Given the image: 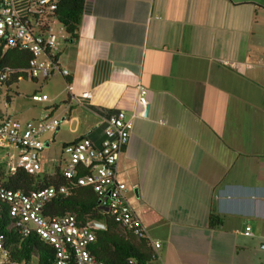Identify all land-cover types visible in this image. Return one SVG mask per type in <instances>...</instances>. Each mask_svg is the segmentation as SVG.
I'll list each match as a JSON object with an SVG mask.
<instances>
[{"label":"crops","instance_id":"1","mask_svg":"<svg viewBox=\"0 0 264 264\" xmlns=\"http://www.w3.org/2000/svg\"><path fill=\"white\" fill-rule=\"evenodd\" d=\"M29 4L13 0L33 26ZM59 28L49 55L76 100L52 89L53 75L33 91L50 98L21 124L50 113L60 125L44 148L62 150L99 144L105 113L123 111L117 178L163 264H264V0H84L78 40Z\"/></svg>","mask_w":264,"mask_h":264},{"label":"built area","instance_id":"2","mask_svg":"<svg viewBox=\"0 0 264 264\" xmlns=\"http://www.w3.org/2000/svg\"><path fill=\"white\" fill-rule=\"evenodd\" d=\"M54 11L55 0H30L26 14L35 20L32 26L14 9L13 0H0V41L5 40V46L10 48L19 45L32 55L22 71L0 69V90L9 87L7 83L14 74H20L29 81H45L54 74L63 78L69 76L67 70H60L46 56V52L56 47L58 36L48 30V20ZM41 56L48 58L46 63H40ZM66 90L71 99L76 100L70 83H66ZM88 96L84 94L82 97ZM29 99L33 103H42L47 101V96L33 93ZM138 103L145 104L143 95ZM59 125L60 121L50 113L27 124L8 117L0 118V149L9 147L15 150V155L11 157L6 154L14 161L7 164L9 173L22 169L29 174H38L41 170L40 153L44 149L43 137L54 133ZM129 137L125 113L121 110L109 111L103 116L99 144L82 137L62 147L61 154L65 159L61 173L67 180L66 185L24 192L5 188L0 183V201L7 205L10 220L15 222L23 235H35L51 246L55 253V264H69L70 261L74 264H106L90 250L96 238L95 232L105 229L103 223L87 221L81 225L73 214L56 217L42 214L43 207L51 199L59 195L67 196L78 186L90 187L98 198L99 208L121 229L138 241H147L151 262L144 264H163L159 254L160 243L148 238L145 227L129 203L126 184L117 178L118 159L128 145ZM250 235V229L246 228L244 236ZM0 264H24L9 261L1 235ZM128 264H134L133 260H129Z\"/></svg>","mask_w":264,"mask_h":264},{"label":"trees","instance_id":"3","mask_svg":"<svg viewBox=\"0 0 264 264\" xmlns=\"http://www.w3.org/2000/svg\"><path fill=\"white\" fill-rule=\"evenodd\" d=\"M84 0H55V11L50 18H54L61 26L68 42L78 40L79 26L83 12ZM6 41H0V69L22 71L26 69L32 57L28 50L19 45L6 47ZM46 56L53 61L49 52ZM17 78L25 79L20 74L12 75L7 86L17 82ZM10 102V98H6ZM65 145V144H64ZM63 145V146H64ZM62 146V147H63ZM1 170V169H0ZM0 171V183L8 189L24 192L43 188L66 185L67 180L61 171L56 168L52 175L29 174L22 169L14 173L4 174ZM45 217H56L63 214H73L79 224L87 221L103 223L105 229L95 232L96 238L90 250L91 253L106 264H134L151 262V250L147 241H138L130 233L124 231L112 218L99 208L98 198L90 187H75L67 196H57L50 200L42 210ZM220 220L210 217V227L216 226ZM0 235L8 250V259L12 263L24 264H55V253L51 246L41 241L35 235H23L10 220L7 205L0 201ZM69 264H74L72 261Z\"/></svg>","mask_w":264,"mask_h":264},{"label":"rangeland","instance_id":"4","mask_svg":"<svg viewBox=\"0 0 264 264\" xmlns=\"http://www.w3.org/2000/svg\"><path fill=\"white\" fill-rule=\"evenodd\" d=\"M59 29V25L54 24V26L52 27V32L58 35ZM62 34L64 35V33ZM58 40L59 39L57 38V41ZM44 59L45 58L43 56L39 58L40 61H43ZM50 81L51 83L49 85L52 86L53 90L54 88H57L61 85L66 89L65 84L61 80V77H59L58 75H54L52 77V80ZM46 85L47 84L45 83V81H37V83H32V81H29L27 79H20L17 83L12 84L9 87H3L0 90V115L17 120L20 123L27 122V120H29L30 118L36 117L41 109V106L45 103H33L32 101H30L29 96L38 86L45 87ZM36 93L45 94L48 98H50L49 92L47 90H42V93ZM6 98H10L9 103L6 102ZM60 131V135H63L65 139L69 138L64 128H61ZM6 154L11 157L15 155V150L9 147L0 149V169L5 172L4 174H7L8 172L7 164L14 162L10 158L6 157ZM64 159L65 156L61 154V148L57 143H52L49 148H44L43 152L41 153V165L43 167H46L47 169H50L52 167V174L55 171L54 165H60L62 167L64 164ZM41 173L46 174V170ZM127 188L129 192V186H127Z\"/></svg>","mask_w":264,"mask_h":264}]
</instances>
